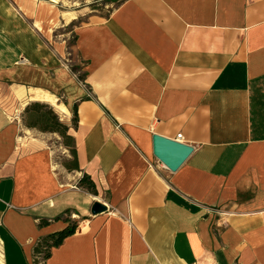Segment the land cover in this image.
Returning a JSON list of instances; mask_svg holds the SVG:
<instances>
[{
	"label": "crops",
	"instance_id": "obj_1",
	"mask_svg": "<svg viewBox=\"0 0 264 264\" xmlns=\"http://www.w3.org/2000/svg\"><path fill=\"white\" fill-rule=\"evenodd\" d=\"M53 1L0 0V264L71 223L47 264H264V0H118L69 61ZM30 101L67 126L60 161ZM154 133L193 146L177 170Z\"/></svg>",
	"mask_w": 264,
	"mask_h": 264
},
{
	"label": "rangeland",
	"instance_id": "obj_2",
	"mask_svg": "<svg viewBox=\"0 0 264 264\" xmlns=\"http://www.w3.org/2000/svg\"><path fill=\"white\" fill-rule=\"evenodd\" d=\"M48 1V0H46ZM50 1V0H49ZM118 0H57L54 2V9L56 18L54 21H51L48 23L49 29H51L49 32V38L50 42L54 44H60L63 46V50L65 51L64 57H67V61H69V58H75V53L73 52V46H74V26L79 24V22L84 21L88 18L89 15H92L93 13L101 14L103 16H107L108 11L112 9L114 5H116ZM66 12H69V14H66ZM74 17V19H72ZM77 65V64H76ZM70 68H75V63L70 62ZM33 102L37 101H30L28 102L26 106H33ZM44 105H46L48 108H51V110L56 114L55 110L45 102H41ZM25 107L21 110L20 116L22 117V123L25 127V122L28 118V113L32 112H24ZM57 115V114H56ZM59 120L60 116L58 115ZM62 122V121H61ZM31 130H34L36 133L43 132L41 130H37L36 128H30ZM46 133V132H44ZM50 133V132H49ZM55 134L59 135L57 132H54ZM51 133V134H54ZM22 135V134H21ZM55 136V135H54ZM54 136H51L54 138ZM51 138L50 144H52V147L55 151V158L57 161L61 160L62 155V147L63 144L61 143V137L59 138L55 137L54 139ZM92 195V194H91ZM94 195V194H93ZM95 199V198H94Z\"/></svg>",
	"mask_w": 264,
	"mask_h": 264
},
{
	"label": "trees",
	"instance_id": "obj_3",
	"mask_svg": "<svg viewBox=\"0 0 264 264\" xmlns=\"http://www.w3.org/2000/svg\"><path fill=\"white\" fill-rule=\"evenodd\" d=\"M72 70H76L75 68H72ZM32 110V112H30ZM24 112H30L28 113V118L25 122V125L30 128H36L37 130H41L43 132H50L54 133L57 132L59 136L61 137V143L65 146H72V137L70 134H67V126L62 123L58 115H56L51 108H48L46 105L40 102H33V106H26ZM74 117L72 118L73 123L77 120V114L75 112V109L73 110ZM70 153L73 159V165L67 166V168H76V157H75V150L74 147L69 148ZM80 184H84L87 186L88 190L91 193L96 194L95 185H93L92 181L89 179L87 175H84L80 179ZM75 224L71 223L62 230L57 231L56 233L49 234L45 237H43L42 240H40L37 243V246L35 247L34 253H35V264H47L46 260L50 253V250L53 247L58 246V244L67 236L71 235L76 229Z\"/></svg>",
	"mask_w": 264,
	"mask_h": 264
},
{
	"label": "water",
	"instance_id": "obj_4",
	"mask_svg": "<svg viewBox=\"0 0 264 264\" xmlns=\"http://www.w3.org/2000/svg\"><path fill=\"white\" fill-rule=\"evenodd\" d=\"M152 154L169 170L175 171L193 151V146L188 143L167 138L160 134H152ZM90 206V214L97 215L107 210V206L101 200L93 199Z\"/></svg>",
	"mask_w": 264,
	"mask_h": 264
},
{
	"label": "built area",
	"instance_id": "obj_5",
	"mask_svg": "<svg viewBox=\"0 0 264 264\" xmlns=\"http://www.w3.org/2000/svg\"><path fill=\"white\" fill-rule=\"evenodd\" d=\"M178 138H179V135H178ZM178 138H177V140H178ZM178 141H180V140H178Z\"/></svg>",
	"mask_w": 264,
	"mask_h": 264
},
{
	"label": "bare ground",
	"instance_id": "obj_6",
	"mask_svg": "<svg viewBox=\"0 0 264 264\" xmlns=\"http://www.w3.org/2000/svg\"><path fill=\"white\" fill-rule=\"evenodd\" d=\"M54 1H57V0H54ZM60 110V109H59Z\"/></svg>",
	"mask_w": 264,
	"mask_h": 264
}]
</instances>
